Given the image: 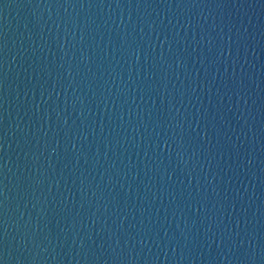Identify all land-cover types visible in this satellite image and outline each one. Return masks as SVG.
<instances>
[{
    "label": "water",
    "instance_id": "95a60500",
    "mask_svg": "<svg viewBox=\"0 0 264 264\" xmlns=\"http://www.w3.org/2000/svg\"><path fill=\"white\" fill-rule=\"evenodd\" d=\"M0 262L264 264V0H0Z\"/></svg>",
    "mask_w": 264,
    "mask_h": 264
},
{
    "label": "snow or ice",
    "instance_id": "6c2138e0",
    "mask_svg": "<svg viewBox=\"0 0 264 264\" xmlns=\"http://www.w3.org/2000/svg\"><path fill=\"white\" fill-rule=\"evenodd\" d=\"M165 145L167 146V140H165ZM0 264H2V262H0Z\"/></svg>",
    "mask_w": 264,
    "mask_h": 264
}]
</instances>
